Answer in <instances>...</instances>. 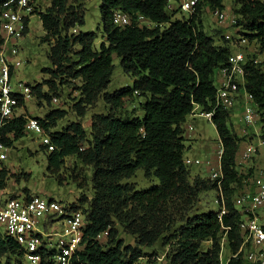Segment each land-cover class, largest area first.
<instances>
[{"label":"trees","instance_id":"obj_1","mask_svg":"<svg viewBox=\"0 0 264 264\" xmlns=\"http://www.w3.org/2000/svg\"><path fill=\"white\" fill-rule=\"evenodd\" d=\"M50 1L45 11L35 13L40 15L46 31L42 42L51 44L49 58L53 67L44 69V73L50 75L47 83L51 90L58 84H66L72 92L80 93L79 101L73 104L80 119L109 86L115 68L114 55L134 78L133 89L104 95L109 111L93 116L91 137L81 120L52 133L64 111L36 117L54 146L47 156L52 174H59L69 156H77L84 165L93 167L94 196L91 201L86 195L80 199L82 206L90 201L85 213L88 224L82 248L71 264H136L141 246L160 241L168 247L166 257L170 264H222L224 244L232 254L227 264H248L243 253L233 257L244 241L240 223L246 215L236 200L238 189L244 179L247 183L253 177L254 170L245 174L238 169L245 162L243 154V161L238 158L244 136L238 133L232 120L233 109L218 108L212 120L223 147L221 179L192 175L184 161L188 148L184 136L187 118L196 106L204 111L214 108L216 80L219 83L215 73H220L234 52L232 41L224 37L223 44L217 45L215 36H210L198 19L205 6L223 10V0H199L188 20H173L180 9L171 10L168 5L176 0H101L106 43L100 48L96 47L95 33L79 31L78 27L85 23L80 0ZM236 2L240 8L235 10L238 16L235 26L263 53L264 0ZM118 10L130 16L129 25L115 23L114 14ZM217 36H221L220 31ZM254 56L257 55L247 52L246 89L252 95V105L262 115L260 120L264 121V61L254 63L251 60ZM134 93L146 96L140 105L143 117L135 109L119 110L126 99H133ZM43 96L51 101L49 94ZM242 97L241 93V106ZM24 103L21 100V105ZM28 117H16L2 129L0 141L6 147L26 134ZM261 132L264 138V124ZM43 147L48 149L47 145ZM138 169H143L147 178H158L159 184L138 190L134 184L123 182ZM76 170L77 167L72 177L84 188L88 179L75 173ZM6 175L5 170L0 188L5 186ZM59 181L62 183L63 179ZM252 184L248 192L255 191L253 179ZM209 190H217L219 210L197 212L200 194ZM221 193L227 209L222 217ZM80 205L72 208L78 209ZM119 228L133 235L138 246L125 245L118 237ZM106 231V240L98 239ZM204 242L211 243L207 250L202 248ZM21 260L17 242L0 231V264H23Z\"/></svg>","mask_w":264,"mask_h":264},{"label":"rangeland","instance_id":"obj_2","mask_svg":"<svg viewBox=\"0 0 264 264\" xmlns=\"http://www.w3.org/2000/svg\"><path fill=\"white\" fill-rule=\"evenodd\" d=\"M80 1L83 3L85 23L78 27L79 31L82 33H95L97 36L95 44L97 48H100L103 42L106 43V37L101 24V0ZM172 3L174 7H178L177 2ZM50 5V0H37L36 2V8L40 12L45 11ZM223 6V10L231 14H235V10L240 8L236 0H223ZM216 11L209 6L203 7L198 16L202 28L210 36H215L217 45L223 44V38L228 33L232 34L235 39L239 38L240 35L237 33L239 28L220 23L216 18ZM189 17L190 14L188 12L179 11L173 20H188ZM219 31L221 32L220 37L217 36ZM45 35L46 31L40 15L35 14L31 17L28 32L18 41L19 57L22 64L14 70L12 81L13 83L23 82L31 88L32 92L25 103L17 109L16 115L45 117L51 111L61 110L65 112V115L51 129L52 133L63 131L71 123L81 120L86 133L91 137V122L93 116L107 114L109 111L104 95L114 94L121 89H133L134 78L130 73L124 71L120 58L114 55L113 63L115 68L109 86L98 98L96 104L90 106L86 115L80 119L73 108V104L79 101L81 97L80 93L72 92V89L66 84L63 86L58 84L55 90H51V87L47 83L50 80V75L44 73V69L52 68L53 65L49 58L51 44L42 42V38ZM230 44L234 46V51H247L245 48L235 46L233 42H230ZM257 49V54L264 56V52H260L259 47ZM215 74L217 78L219 71H216ZM216 84L219 86L217 80ZM44 94H49L51 101L48 102L45 96H43ZM145 101L146 96L134 93L133 99H126L124 106L119 110L131 112L135 109L134 111L137 115L143 117L144 113L140 105ZM202 111L201 106H196L193 111L195 114L192 113L189 115L184 125L185 143L188 147L184 152V159L189 158L193 161L199 159L201 161L199 164L193 162L188 165L192 175H200L201 177H211L214 179L212 173L218 170V149L222 145L215 123L204 116H200ZM241 112V105L239 108L235 106L232 111V120L237 125V131L241 136H244V141H242L238 152V158L240 161H243L242 154L247 149V145L244 142H248L255 147L257 146L258 153L250 159L245 160V162L243 161L238 167L245 174L248 173L249 169L254 170L253 177L248 180L249 182L247 181L246 183V179H244L243 185L238 189V197L241 196V193L248 192L253 187L252 179L254 180V178L259 177L264 172V144L261 143L263 139L261 127L264 121H261L259 117L256 125H247L240 117ZM260 116L262 115L260 114ZM46 136L36 131H29L23 137L14 140L12 146L5 148L7 155L5 160L7 175L4 188H0V201L10 197L24 199L27 195H37L47 200H57L66 206L80 205V199L83 195H86L91 201L94 196L91 182L93 167L84 165L77 156H69L66 158V165L61 169L59 174H52L48 170L47 160L50 151L43 147V140ZM76 167L77 170L75 173H82L88 179V185L84 188H80L78 182L72 177ZM60 178L63 179L62 183L59 181ZM123 182L134 184L138 190H146L159 184V180L155 176L147 178L143 169H138L133 176L124 179ZM217 195V190H209L201 193L197 212L218 211L220 205L216 202ZM90 201L83 206H78V209L82 210L84 214L87 213L90 207ZM261 214H264V211ZM0 231L3 233L4 229L0 227ZM118 237L127 246H138L136 238L122 228H119ZM101 240L105 241L106 237L103 236ZM210 245V242H204L202 244L203 250H207ZM140 249L141 257L136 264H170L166 257L168 247L164 246L161 241L152 246H141ZM231 255L230 248L224 244L221 252L222 264H227ZM21 262L27 264L23 259Z\"/></svg>","mask_w":264,"mask_h":264},{"label":"built area","instance_id":"obj_3","mask_svg":"<svg viewBox=\"0 0 264 264\" xmlns=\"http://www.w3.org/2000/svg\"><path fill=\"white\" fill-rule=\"evenodd\" d=\"M199 0H176L180 11L192 15ZM37 0H0V136L2 129L17 116V109L21 107V100L26 101L31 95V88L19 81L13 83L14 70L22 64L19 57L18 41L23 38L29 29L31 17L36 13ZM171 3L168 9H175ZM217 20L222 24L235 26L238 21L236 14L225 10L215 12ZM115 23L127 26L131 23L130 16L118 10L114 14ZM144 21L143 17H140ZM150 24L149 21H146ZM239 30V29H238ZM76 32V30H74ZM240 36L235 39L230 33L226 39L235 46L245 48L247 51H234L228 59L226 66L221 68L219 86L215 97L214 108L202 111L200 116L212 121L218 108L233 109L239 96L243 95L241 106V119L247 125H256L260 113L252 105V95L246 89L245 64L247 52L256 54L251 58L254 63L264 61V56L257 54L258 45L250 43L249 39L237 32ZM195 114V113H193ZM36 131L47 135L43 144L49 151L54 150L45 128L36 117H28L26 132ZM264 144V138L262 139ZM6 146L0 141V181L4 180L3 172L6 170ZM218 149V170L212 173L214 179L222 177L221 156L223 147ZM258 153V147L249 145L243 153V159L248 160ZM187 165L201 163L199 159L184 160ZM254 192H246L236 200L237 205L246 212L240 223L244 231V241L239 250L233 254L238 258L240 254L248 264H264V172L254 178ZM222 209L220 217L226 214L227 209L221 193ZM218 202V200L216 201ZM263 209V210H262ZM88 221L86 214L80 209H73L57 200H47L37 195H27L24 199L10 197L0 201V227L4 233L14 239L27 264H71L73 257L82 248L83 237ZM104 232L98 236L101 239L107 236Z\"/></svg>","mask_w":264,"mask_h":264},{"label":"crops","instance_id":"obj_4","mask_svg":"<svg viewBox=\"0 0 264 264\" xmlns=\"http://www.w3.org/2000/svg\"><path fill=\"white\" fill-rule=\"evenodd\" d=\"M234 50H235V49H234ZM219 76H220V73H219V75H218V77H217V78H218V80H220V79H221V77H219ZM240 102H241V100H239V101L237 102V104H236V107H237V108H239V107H240V105H241V104H240ZM251 130H252V129H251ZM244 143H246L245 145H247V147L250 145L248 142H244Z\"/></svg>","mask_w":264,"mask_h":264}]
</instances>
